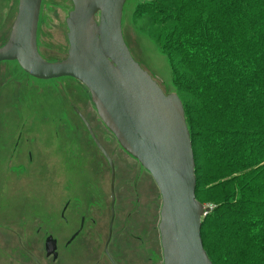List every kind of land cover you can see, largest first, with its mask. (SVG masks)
<instances>
[{
    "label": "rangeland",
    "instance_id": "374dc122",
    "mask_svg": "<svg viewBox=\"0 0 264 264\" xmlns=\"http://www.w3.org/2000/svg\"><path fill=\"white\" fill-rule=\"evenodd\" d=\"M146 1L151 2L127 1L122 22L125 41L135 60L161 88L177 93L175 72L185 70L177 66L178 58L167 52L163 28L151 22L153 3ZM18 4L19 0H0V47L8 39ZM138 8L142 16L136 12ZM72 9V0L42 2L37 42L39 52L49 61L68 54L66 19ZM80 113L114 161L118 227L135 228L136 233L148 238L139 252L142 255L151 248V264H163L159 231L162 197L151 174L120 146L85 85L68 76L34 78L16 61L0 63V264L8 255L19 262L6 248V240L16 238L18 224L36 215L27 214L29 211H37L47 227V221L51 223L48 209L57 202L60 210L69 197L72 205H87L100 218L97 233L89 223L90 236L104 237L111 200L110 166ZM203 204L216 206L211 200ZM119 234L121 229L117 230ZM141 259L138 264H147Z\"/></svg>",
    "mask_w": 264,
    "mask_h": 264
},
{
    "label": "trees",
    "instance_id": "16d2710c",
    "mask_svg": "<svg viewBox=\"0 0 264 264\" xmlns=\"http://www.w3.org/2000/svg\"><path fill=\"white\" fill-rule=\"evenodd\" d=\"M151 2L152 25L185 70L175 82L196 196L216 205L203 219L204 247L214 264H264V0Z\"/></svg>",
    "mask_w": 264,
    "mask_h": 264
},
{
    "label": "water",
    "instance_id": "95a60500",
    "mask_svg": "<svg viewBox=\"0 0 264 264\" xmlns=\"http://www.w3.org/2000/svg\"><path fill=\"white\" fill-rule=\"evenodd\" d=\"M128 0H72L66 25L68 54L57 61L39 52L43 0H19L0 62L16 61L30 76L73 77L89 90L97 112L121 147L153 177L162 197L159 231L163 264H214L202 239L205 211L196 196V162L184 104L166 93L135 60L122 29ZM107 158L115 191V164L81 115Z\"/></svg>",
    "mask_w": 264,
    "mask_h": 264
},
{
    "label": "flooded vegetation",
    "instance_id": "af4514ba",
    "mask_svg": "<svg viewBox=\"0 0 264 264\" xmlns=\"http://www.w3.org/2000/svg\"><path fill=\"white\" fill-rule=\"evenodd\" d=\"M81 115L80 113V117ZM96 147L98 148L97 145ZM114 189L112 192L111 175L109 219L104 237L90 236L92 229L90 231L89 223L96 227L97 233L100 218L91 213L87 205H72L73 199L69 197L60 210L57 202L50 210L48 209L47 219H50L51 223L47 221V227L40 221L43 217H40L37 211L35 213L29 211L27 214L36 215L31 221L20 222L16 231L17 237H9L6 240V248L11 251L12 256L19 258V262H13L8 255L2 264H136L141 257L142 261L151 264V248L142 255L141 251L139 252L141 245L145 246L148 238L136 233L135 228L123 229V225L121 228L118 227L119 197L116 178ZM99 212L102 210L99 209ZM119 229L121 234L117 236Z\"/></svg>",
    "mask_w": 264,
    "mask_h": 264
},
{
    "label": "bare ground",
    "instance_id": "6f19581e",
    "mask_svg": "<svg viewBox=\"0 0 264 264\" xmlns=\"http://www.w3.org/2000/svg\"><path fill=\"white\" fill-rule=\"evenodd\" d=\"M130 52H131V50H130ZM1 63V62H0ZM98 138V137H97ZM99 140V139H98ZM100 141V140H99ZM100 151L102 152V150L100 149ZM103 153V152H102ZM104 154V153H103ZM105 156V155H104ZM114 162V161H113Z\"/></svg>",
    "mask_w": 264,
    "mask_h": 264
},
{
    "label": "built area",
    "instance_id": "2783aa9c",
    "mask_svg": "<svg viewBox=\"0 0 264 264\" xmlns=\"http://www.w3.org/2000/svg\"><path fill=\"white\" fill-rule=\"evenodd\" d=\"M209 207H210V208H212V207H213V205H209Z\"/></svg>",
    "mask_w": 264,
    "mask_h": 264
},
{
    "label": "crops",
    "instance_id": "0c3cea01",
    "mask_svg": "<svg viewBox=\"0 0 264 264\" xmlns=\"http://www.w3.org/2000/svg\"><path fill=\"white\" fill-rule=\"evenodd\" d=\"M12 28V27H11ZM10 32H11V30H10ZM10 34V33H9ZM9 37V36H8Z\"/></svg>",
    "mask_w": 264,
    "mask_h": 264
}]
</instances>
